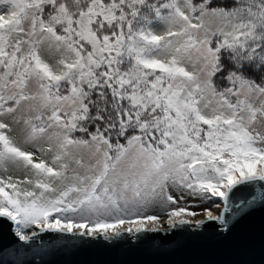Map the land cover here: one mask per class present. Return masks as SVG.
I'll use <instances>...</instances> for the list:
<instances>
[{"label": "snow or ice", "instance_id": "obj_1", "mask_svg": "<svg viewBox=\"0 0 264 264\" xmlns=\"http://www.w3.org/2000/svg\"><path fill=\"white\" fill-rule=\"evenodd\" d=\"M0 221V264L209 231L264 264V0H0Z\"/></svg>", "mask_w": 264, "mask_h": 264}, {"label": "water", "instance_id": "obj_2", "mask_svg": "<svg viewBox=\"0 0 264 264\" xmlns=\"http://www.w3.org/2000/svg\"><path fill=\"white\" fill-rule=\"evenodd\" d=\"M261 215L256 212L238 224L230 234L232 240H243L253 229L258 233ZM4 228L0 221V232ZM159 241L160 234H151ZM172 243L167 247H158L154 241L138 243L123 241L114 245L104 243L65 248L30 254L29 264H205V262L223 258L222 253L227 242L218 239L210 231L201 235L174 233L168 238ZM168 241H165L167 244Z\"/></svg>", "mask_w": 264, "mask_h": 264}]
</instances>
